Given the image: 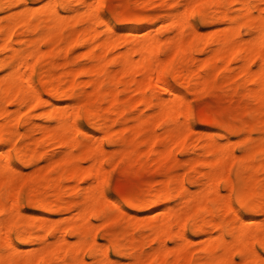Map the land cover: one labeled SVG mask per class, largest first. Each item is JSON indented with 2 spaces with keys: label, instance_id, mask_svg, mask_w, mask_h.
I'll return each instance as SVG.
<instances>
[{
  "label": "bare ground",
  "instance_id": "6f19581e",
  "mask_svg": "<svg viewBox=\"0 0 264 264\" xmlns=\"http://www.w3.org/2000/svg\"><path fill=\"white\" fill-rule=\"evenodd\" d=\"M105 2L0 0V264H232L236 254L240 264H264L252 250L258 240L264 248V232L253 231L264 226V121L256 124L264 116V0H187L183 9L152 0L166 5L168 20L184 15L166 43L138 42L155 33L158 17L141 14L127 25L105 12ZM201 56L197 71L187 68ZM219 88L241 93L246 119L219 121L202 144L205 133L187 132L196 122L190 96ZM107 144L121 149L108 154ZM199 150L205 157H190ZM45 160L46 169L39 166ZM161 161L154 184L122 203L144 211L142 218L125 222L98 206L119 170L132 174ZM65 181L75 185L62 187ZM17 206H30L29 214ZM217 208L233 218L218 222ZM29 248L44 253L21 256Z\"/></svg>",
  "mask_w": 264,
  "mask_h": 264
},
{
  "label": "rangeland",
  "instance_id": "374dc122",
  "mask_svg": "<svg viewBox=\"0 0 264 264\" xmlns=\"http://www.w3.org/2000/svg\"><path fill=\"white\" fill-rule=\"evenodd\" d=\"M94 1V0H93ZM152 0H106L105 5H104V9L106 13H118V20L119 21H124L127 25L131 22H133L138 15L141 14H148V13H152L153 15H155V17H158V24L156 27V31L155 33L152 34H142L140 36H138V42L139 43H145L151 39L157 40L160 43H166L169 38H171L175 32V25L178 24V21L181 20L184 15L181 14L175 18H171L168 20V8H166L165 4L163 3H159L157 5H155V7L150 5V2ZM167 1L166 3L170 4L176 1L181 2L182 4V9L184 8V6L187 3V0H165ZM162 2V1H161ZM38 3L33 4V8H37ZM262 5L264 6V3H262ZM120 13V14H119ZM97 21V20H95ZM94 21V22H95ZM87 25V23L85 24V26ZM97 28L100 31H105L106 29L96 25ZM208 30L205 27H201V32L206 33ZM122 36L120 37L121 40L123 41L124 39H126V36L128 35V31H120L119 32ZM48 48L45 47V50H47ZM80 51V49H78V52ZM114 53H117V51H114ZM169 55L168 54H164L163 57L167 58ZM199 61L190 64L187 66V68H189L192 71H197L198 70V64L201 63L203 57H199ZM258 64V65H257ZM234 66H238V63H235ZM259 66V61L258 59H255V63H254V70H257ZM230 78L233 80L235 79L234 74H231ZM223 77H219V83L222 82ZM87 80V77L82 76L80 77V81H84ZM237 82H240L241 84L244 83L243 78H240L237 80ZM87 91H90L91 88L87 87L86 88ZM241 93L239 91H232L229 93H224L220 88L214 90L213 92H208V93H201V94H191V104L194 107L195 110V117H196V122L187 125V132H189V135H191L193 138H196L199 133H205L204 136V141L202 144L206 143L208 137L210 134L214 133L217 131V123L219 121H224V122H230L233 121L234 118H238L240 121H244L246 119V107H242V105L245 106V100L243 99V97L240 95ZM133 90L131 89L129 92L126 93L127 97H130L131 99L133 98ZM252 107L254 108V110H256L255 106V102L253 101V103H251ZM258 105V103H257ZM242 108V109H240ZM257 108H259V106H257ZM235 109V110H234ZM243 110L242 115L240 114V111ZM236 111V113H235ZM140 112V110H137L136 113L138 114ZM213 118L215 120H213ZM259 121V123L256 122L257 126L260 127L262 122L264 121V116L261 117V119L257 120ZM264 123V122H263ZM260 126H259V125ZM263 126V124H262ZM158 135L162 136L163 135V129L162 127L159 128V130L157 131ZM38 136V135H37ZM260 135L258 134H254L251 137H258ZM36 137V136H35ZM229 139L235 143H238L240 141V137L238 135H230ZM222 142H226V138L221 139ZM46 149H51V151H57L59 150V148L57 146L49 148L48 146H45L44 149L42 150H46ZM121 149L120 145H114V144H107L106 145V150L108 152V154L111 153H118V151ZM154 149L153 148H149V147H145L144 151H146L147 153H151V151ZM201 151L199 150L197 154H194L190 157H205L203 155V153H200ZM235 154L238 156L241 154L240 150L235 151ZM202 155V156H201ZM176 158H178V160H183V159H187V157L181 155V154H176L175 156ZM189 157V158H190ZM163 162V161H161ZM155 163L152 162L149 165H147L146 167L140 166L136 169V171L132 174H126L125 170H119L114 178H113V182H112V186L110 187V189L107 190V197L104 198L103 200H101L98 204V206L108 210L110 212V214L112 216L115 217H122V219L125 222H129V221H133L134 220V216L137 215L138 218H142L144 215V211L138 212L137 214L131 210L130 208L123 206L122 203L125 202L128 198H130V196L134 193H143L144 191H146L147 189H149L153 184H154V179L156 178L157 174L159 173V171L164 170V165L165 162L163 163ZM46 160L40 162L39 166L45 168L47 165ZM46 165V166H45ZM84 165H88L87 162L84 163ZM166 167V166H165ZM46 169V168H45ZM204 169L200 168V172L203 171ZM33 170L32 168H26L25 172L27 174L31 173ZM40 171H44V170H40ZM187 170L185 169H181V170H176V174H183L185 173ZM199 172V173H200ZM154 180V181H153ZM152 184H151V182ZM149 182V185H148ZM17 184L22 187L23 189H25L26 187H28L29 182L25 179V178H20L17 180ZM74 186L75 184L73 182H68L65 181L62 183V187H68V186ZM147 185L149 186V188H147ZM141 187V189L139 187ZM160 185H156V187H159ZM144 187V190H143ZM138 188V190H137ZM146 188V190H145ZM193 190H195V188H193ZM229 191V190H228ZM222 193L223 194H227V190L225 188H222ZM219 195V194H218ZM41 196H45L44 193L41 194ZM216 197L217 194H215V192H211V197ZM110 200H114L116 202L112 203ZM120 204V205H119ZM23 212V215L27 216L30 212V206H27L25 208H19L18 206L15 207V212L16 213H20ZM225 209L224 208H217L216 210V217L215 219L219 222L222 221L223 219H231V217L233 218V216H229L227 214H225ZM155 214L160 213V210H157L156 212H154ZM35 215H37L38 217H40L41 214L40 212H35ZM67 217L66 214L60 215V216H54L52 217V219H61V218H65ZM52 219L49 220V222H52ZM121 219V218H120ZM214 219V220H215ZM141 219H138V222L140 223ZM215 220V222H217ZM263 223H264V216L262 217ZM55 222V221H54ZM64 224H66V220L63 221ZM93 223H95L96 225L100 224L97 220H93ZM66 226V225H65ZM144 226V225H143ZM214 229V228H213ZM212 229V235H216L218 232L216 231V229L213 230ZM264 229V226H262V224H255L253 226V231L255 233L258 234H262V232ZM69 239H73V237L68 236ZM204 237H199V238H195V243L193 244V248L195 255L197 257V259L201 258L199 257V255H202V251L199 248V250H196V247H201V244L199 243L200 241H203ZM48 242H53L52 238H49L47 240ZM101 244H106V240L101 239L100 240ZM172 241L167 240L166 244L167 246H173ZM3 244L6 245L7 241H3ZM262 242H260V240L256 241L254 243V246L252 245V250L254 249L256 252L260 253L263 257H264V248H262ZM191 247V249H192ZM144 252L147 253L148 250H150V247L148 245H144L143 247ZM239 248V247H238ZM196 250V251H195ZM251 250V251H252ZM253 250V251H254ZM44 253V250L42 249H31L29 248V250L22 252L21 256H26L27 254L31 256V258L33 260L38 259L40 256H42ZM198 255V256H197ZM242 258L236 254L234 256V262L232 264H240L242 262ZM87 262L91 263L92 260L90 258H87ZM184 260L181 261V263H183ZM125 264H128L129 261H127L126 259L124 260ZM185 263V262H184Z\"/></svg>",
  "mask_w": 264,
  "mask_h": 264
}]
</instances>
